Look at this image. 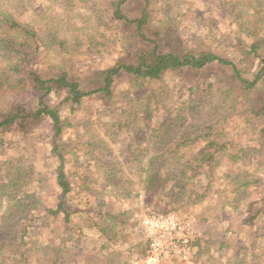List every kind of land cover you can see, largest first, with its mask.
I'll use <instances>...</instances> for the list:
<instances>
[{"label": "trees", "instance_id": "1", "mask_svg": "<svg viewBox=\"0 0 264 264\" xmlns=\"http://www.w3.org/2000/svg\"><path fill=\"white\" fill-rule=\"evenodd\" d=\"M34 1L41 9L36 15L28 10ZM154 3L155 0H0V134L12 131L17 138L26 140L30 136L36 141L37 131L44 128V139L55 166L54 185L50 187L45 173L36 178L38 171L35 173L31 160L3 159L0 264H39L49 256L47 249L51 250V263L53 260V264H75L76 254L64 263L59 261L60 256L65 257L62 252L68 251L65 244L71 238L69 235L59 237L55 243L49 241L44 248L34 238L48 219L59 218L66 231L77 230L79 236L84 227L98 228L107 239V243L101 244L103 254L93 251L86 258L91 259V264L115 263L121 254L110 245L114 237L112 228L125 225L127 218L122 220L121 213L105 212L106 202L97 197L94 198L96 210L103 212L99 213L100 218L113 222L101 227L96 218L88 215L93 188L99 191L97 184L102 178L118 193L126 191L122 194L126 197L137 185L151 197L159 191H171L173 198L190 191L189 181L199 179L200 175L196 184H200L201 191L186 197L191 205L202 203L208 193L218 188L214 186L218 180L232 182L236 197L229 203L230 209L240 216L234 219L233 229L216 232L214 241L219 251L226 252L224 248L231 249L230 238L237 236L241 245L244 242L248 245L253 239L256 219L264 213V208L261 200L241 204L252 180L246 179V172L230 176L217 169L223 167L220 158L233 162L239 153H254L256 145L260 152L264 151V100L261 99L256 100L255 111L251 110L254 120L262 118L259 130L252 128L257 135L256 144L242 147V151L239 149L233 155L232 143H219L229 136V129L240 118L246 119V110L238 108L246 106V94L264 86V51L258 53L264 47V37L256 39L251 34L254 40L248 45L246 35H242L246 22H238L243 31L241 35H232L234 41L227 51L211 49L207 45L211 40L209 35L207 41L200 40L192 50L189 41L185 45L180 36L166 35V25L156 21ZM252 24L256 28V22ZM102 27L110 31H101ZM113 30L111 35H105ZM168 37L173 39L166 41ZM119 40L122 49L110 59L111 64L81 73L77 63L83 56L98 60L105 47L113 48V44L116 47ZM251 58L258 60L252 72ZM167 80L182 81L180 95L172 100L164 92ZM120 83L129 88L123 95L118 89ZM182 91L189 96L182 95ZM50 95H56L55 103ZM117 97L127 102L126 108L116 105ZM95 101L103 107L96 120L104 136L97 135L93 129L90 138L81 141L89 121L81 123L76 117ZM210 111L214 117L210 115L199 124L188 125L190 119L201 118L203 112ZM78 124L84 130L77 129ZM80 141L89 149L88 175H79V171L70 174L66 170L71 158L77 152L80 154L76 148ZM3 143L0 136V145ZM129 172L135 180H128ZM33 182L38 183L40 191H27ZM168 183H171L169 188ZM50 188L59 191V199L52 201V205L43 198ZM78 190L88 196L83 210L78 209L79 201L70 204L79 196ZM38 220L42 222L35 226ZM242 229L247 231L246 235L241 233ZM89 239L88 236L86 240ZM141 239L130 252H141L143 256L149 241ZM198 242L194 264L200 261L204 264L202 259L210 246L201 247ZM247 245L246 249L242 245L246 262L254 259ZM79 257L85 258L83 254ZM229 264H245V258L237 253L230 257Z\"/></svg>", "mask_w": 264, "mask_h": 264}, {"label": "rangeland", "instance_id": "2", "mask_svg": "<svg viewBox=\"0 0 264 264\" xmlns=\"http://www.w3.org/2000/svg\"><path fill=\"white\" fill-rule=\"evenodd\" d=\"M154 5L156 6V21H162V23L166 25V35L180 36L185 45H187V41H189L188 46H190L191 49L202 40V42H204V40L207 41V35H209L211 40L207 45L209 47L211 46V49L216 51L226 49L227 51L231 42L234 41L233 36L241 35L243 31L239 29L238 22L242 24L246 22V30L242 35H246V43L248 45L254 40L253 37L250 36L251 34H254L256 39L264 37V0H155ZM28 10L36 15L41 9L34 1L30 3ZM254 22H256V28H254L252 24ZM102 28L103 30L101 31H110L105 29V27ZM112 33H114V30L105 35H111ZM120 39H122V37ZM166 39V41L170 42L173 38L168 37ZM176 40L177 39H175V41ZM120 43L122 42L119 40L116 47L113 43V48H109L110 45H108V48L105 47L102 51L103 56L98 58V60L83 56L77 63L78 69H81V73L84 74L88 73L92 68L96 69L100 67L102 64L108 66L111 64V61H113L110 59L122 49ZM204 46H206V42ZM263 48L258 51L259 54H262L264 51ZM83 49H85V46ZM257 62L258 60H253V58L249 60V63L254 65L250 66V72L256 69ZM166 82L168 84L166 88H164V92L170 96V100L175 97L177 98L180 95L179 90L182 81H174V83L167 80ZM118 89H120L123 95L129 88L125 86V84L120 83ZM181 94L186 97L189 96L186 91H182ZM50 99L53 103L57 101L56 95H50ZM260 99L264 100V86L259 87L254 92L246 94V106L238 107L240 110L243 109L242 111L246 110V119L240 118L234 127L229 129V136L219 140V143L228 141L233 144L234 148L230 150V153H233V155H237L239 149L242 151V147L246 146L247 148L250 147L249 145L251 144H256L254 139L257 135L253 132L252 128L255 126L254 129H256V131L259 130L262 118L258 119V121L254 120V115L251 110H254L255 106L258 104L256 100L258 102ZM116 105L126 108L127 102L117 97ZM88 106L89 108L87 111L84 113L81 112L82 114L76 117L77 121L81 123L89 121L87 123L88 125H83L87 132L84 138L80 139L81 141L88 140L90 138L89 133L92 134L93 129L96 131L97 135L104 136V132L101 130L102 127L96 120L99 114H101L103 107L96 101L88 104ZM210 112L211 113L203 112L201 118L190 119L188 125L192 126L199 124L201 121L209 119L210 115L214 117L213 112ZM228 125L229 124L226 126L229 127ZM75 127H77V125ZM77 129H83L81 124H78ZM45 132L44 128L43 130L40 129L39 132L37 131L36 141H33L30 136L27 137L26 140H24L23 137L17 138L15 132L12 131L0 134V136H3L4 142L3 145H0V171L3 170L2 168L5 165L3 159L6 161L25 157V159L31 160L35 173L38 171L36 178L40 179V173H45L48 179V185L53 187L54 159L50 156L49 147L46 144V139H44L46 136ZM65 135L69 136V133H65ZM65 138L70 139L69 137ZM81 141L76 147L80 154L77 152V156L71 158V165L68 164L66 166V170L70 174L74 171H79V175H88L87 161L89 160V156L87 154L89 149L87 150L84 146L85 144ZM203 144L204 142L202 141L200 145L203 146ZM258 146L259 145H256L257 148L254 153H239V156L233 162H230L227 158H220V164L223 167L217 170L220 171L219 173H227L230 174V176L235 173L243 175L244 172H246V179L252 181L251 184L246 187V195L241 204L248 205L249 203H257L261 200L264 208V151L260 152ZM114 147L117 150L116 146H113L112 149H114ZM110 160L111 159H109V161ZM128 176L129 181L135 180L134 175L130 172ZM200 179L199 175V179L195 178L191 183L189 181L190 191H186L185 195L173 198L170 197L169 192L171 191H159L155 196L151 197L150 193L141 191L137 185L128 191L129 194L128 197H126V195H122L126 191H119L118 193L115 188L109 186L110 182L104 181L103 178L100 179L97 184V188H100L99 191L94 187L93 194L90 196L92 202L87 207L89 209L88 215L96 218V222L100 224L101 227L110 225L113 222V220L104 221L100 218L99 213L102 215L103 212L99 211L98 213L96 210L98 209V205L96 204L97 200L94 198L97 197L100 201L106 202V209L105 207L103 208L105 212L114 215L121 213V216H123L122 220L127 218L125 225L122 223L112 228L114 237L110 241V245L114 252L121 254V257L112 264H129L135 257L139 258L142 255L141 252L135 253L130 251H132L134 244H136L140 238L148 239V245L151 239L156 238L160 240L164 247H167L168 253L163 260L148 257V260H150L148 261L149 264H194L193 256L198 249V241L201 247L210 246L208 253L202 259L204 264H229L230 257L232 258V256L237 253H241L242 257L245 258V264H264V213L256 219L254 227L255 235H253V239L249 241L248 245L245 242L242 244L245 245V249L247 245L250 251H252L254 254L253 260L246 262V250L242 248L241 241L238 240L237 236L235 239L230 238L231 249L224 248L226 252L222 250L219 251L217 249V243L214 241L215 236L213 235H216V232L219 230H231L236 225L234 223L236 220L234 219L240 215H236L233 210L230 209L229 204L234 197H236V194L232 193V189H234V187H232V182L227 181L224 183L218 180L214 185L218 188H214L208 193L202 203L191 205L186 201V197L191 192L201 191L200 184H196ZM113 183L117 182L114 181ZM170 184L171 183H168L167 186ZM117 187H120V185ZM169 187L170 186L167 188ZM27 191H40L38 183H31ZM43 198L48 201L49 205H52V201L59 199V191L50 188L45 191ZM86 198H88L86 192L81 191L79 196L73 198L70 204L74 205V203H78L79 201L78 209L83 210L86 208L83 207L85 206ZM95 205H97V207ZM223 205L225 206L223 207ZM245 215V212L241 214L242 217ZM231 218L233 220H231ZM73 221L75 222L76 220ZM41 222L42 221L38 220L35 226ZM173 224H176L177 230L172 232ZM51 231L53 232L51 233ZM246 232L245 229L241 231L243 235H246ZM67 235L71 237L66 240L67 242L65 244L68 251L65 250V252H62L65 257L60 256V263H64L66 258L70 256L73 257V254H76L74 258L75 264H91V259H87L86 255L93 251L99 255L103 254L101 253V244H104V242L107 243V239L98 228L86 229L84 227L81 236H79L80 234L77 230H72V232L69 233L61 225V218L57 220L48 219L44 226L41 225L36 236H33L36 240L42 242L41 246L44 248L48 247L49 241L55 243L60 240L59 237H66ZM231 235L232 237L235 236L234 233ZM88 236L90 239L86 240ZM229 237L230 235H228V238ZM187 239L188 249L187 251L184 250V254H180L177 249H175L178 245L177 242ZM50 252L51 250L47 249L49 256L40 261L39 264L51 263L50 259L52 254H50ZM218 253L221 256H218ZM43 254L41 250V258H43ZM82 254L85 256L84 259H80L79 257ZM51 264H53V260ZM199 264H202L201 261Z\"/></svg>", "mask_w": 264, "mask_h": 264}, {"label": "built area", "instance_id": "3", "mask_svg": "<svg viewBox=\"0 0 264 264\" xmlns=\"http://www.w3.org/2000/svg\"><path fill=\"white\" fill-rule=\"evenodd\" d=\"M172 226H173L172 232L176 231L177 230L176 224H173ZM177 243L178 245L176 247L174 246L175 249H177V251L180 254H184V250L187 251L188 249V239L184 241H179ZM167 253H168L167 247H164L159 239L154 238L151 239L148 245V251L146 255L140 256L139 258L135 257L129 264H142V263L149 264L148 261L150 260L148 259L151 257H154L155 259L163 260L167 255Z\"/></svg>", "mask_w": 264, "mask_h": 264}]
</instances>
